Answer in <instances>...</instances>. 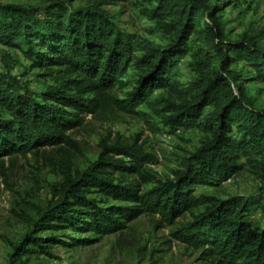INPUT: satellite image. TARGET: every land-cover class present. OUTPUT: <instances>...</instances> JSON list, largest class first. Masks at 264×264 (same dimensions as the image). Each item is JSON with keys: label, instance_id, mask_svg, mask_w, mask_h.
<instances>
[{"label": "trees", "instance_id": "1", "mask_svg": "<svg viewBox=\"0 0 264 264\" xmlns=\"http://www.w3.org/2000/svg\"><path fill=\"white\" fill-rule=\"evenodd\" d=\"M116 1L126 0H99L76 10L64 0L52 1L43 10L0 4V45L18 50L33 66L63 68L70 77L81 78L67 80L63 90L43 91L0 70V162L72 146L66 134L81 125L78 117L94 114L97 97L119 85L132 67L138 78L123 101L127 112L146 105L159 116L168 114L163 119L171 129H196L206 139L184 169L166 181L148 169L154 158L136 142L103 143L86 171L65 168L54 201L38 212L34 232L15 255L21 262L23 255L52 256V246H67L40 236L49 230L103 236L148 214L178 226L174 237L214 264H264V108L248 94L243 75L232 69L242 63L264 82L260 36L245 32L232 39L221 16L232 0H158L148 16L168 43L156 45L110 19L103 6ZM73 86L75 94L70 93ZM89 95L94 98L86 99ZM243 165L263 181L259 195L225 201L195 195L197 186L220 185ZM116 175L132 177L134 183L124 184ZM142 185L153 187L144 191ZM93 191L133 206L101 207L89 199ZM201 206L193 220L178 224ZM256 215L263 218L259 225H253Z\"/></svg>", "mask_w": 264, "mask_h": 264}, {"label": "rangeland", "instance_id": "2", "mask_svg": "<svg viewBox=\"0 0 264 264\" xmlns=\"http://www.w3.org/2000/svg\"><path fill=\"white\" fill-rule=\"evenodd\" d=\"M55 0H0L3 5H15L26 9H44ZM99 0H64L72 10L89 8ZM159 6L158 0L116 1L103 6L110 19L123 31L141 37L156 45L165 46L168 37L157 28V22L148 15ZM227 31L232 39L248 32L260 36L264 46V0H232L221 12ZM232 69L243 75L248 94L256 99V105L264 108V82L255 79L253 71L241 64ZM0 70L32 89H61L67 80H81L70 77L63 68L37 67L15 49L0 45ZM138 71L132 67L120 78V84L106 94L97 97V111L83 114L81 125L69 130L72 146L50 147L35 154L19 155L0 162V264H214L205 260L198 251L174 237L178 226L166 225L159 216L142 214L126 221L121 230L99 236L93 232H78L69 229L49 230L41 237L52 236L64 241L65 245L52 246V256L15 255V250L25 238L34 232L38 212L46 209L55 199V189L62 182L65 168L72 171H86L97 160L102 144L108 146L132 145L135 142L150 155L155 163L148 166L154 176L162 181L173 180L175 173L182 171L185 162L205 141L206 136L199 130L171 129L163 117L152 112L146 105H139L134 113L122 106L135 87ZM71 94H75L72 87ZM168 95V94H167ZM165 95V96H167ZM155 94L154 97H157ZM89 95L86 99H93ZM72 113L70 108H62ZM73 117V116H72ZM121 159L120 156L117 157ZM114 179L124 184L134 183V178L116 175ZM263 181L247 165L224 183L216 186H197L195 195L217 200L234 197L257 196ZM152 185H142V190ZM89 199L101 207L128 206L133 204L116 201L97 191ZM186 214L178 219L185 224L199 214ZM253 225L262 223L256 215ZM80 240H88L80 244Z\"/></svg>", "mask_w": 264, "mask_h": 264}]
</instances>
